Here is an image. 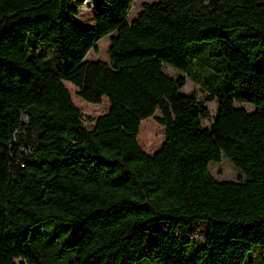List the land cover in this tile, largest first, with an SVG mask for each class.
<instances>
[{"label": "trees", "instance_id": "1", "mask_svg": "<svg viewBox=\"0 0 264 264\" xmlns=\"http://www.w3.org/2000/svg\"><path fill=\"white\" fill-rule=\"evenodd\" d=\"M102 1L86 29L73 0H0V264H264V0H156L131 23L136 0ZM114 33L110 63L87 62ZM166 65L218 101L210 127ZM66 82L91 106L109 99L93 130ZM158 111L165 143L150 157L139 140ZM224 158L243 178H214ZM159 166L177 207L155 191Z\"/></svg>", "mask_w": 264, "mask_h": 264}, {"label": "rangeland", "instance_id": "2", "mask_svg": "<svg viewBox=\"0 0 264 264\" xmlns=\"http://www.w3.org/2000/svg\"><path fill=\"white\" fill-rule=\"evenodd\" d=\"M156 0H136L132 6L131 12L129 14V22L131 23L135 20L138 15L142 12L143 6L145 4H152ZM72 7L75 8L79 17L78 20L82 27L86 29H95L96 28V15L100 11L107 10L106 5L102 0H73ZM116 36V33L111 34L101 40L96 46L97 50H93L89 53L86 61L87 62H106L110 63L111 61V40L112 37ZM210 51H207V54ZM217 62L211 61L208 64L199 65L196 68V73L203 77L207 78L211 76L214 71L216 72ZM165 73L172 77L179 78L181 76L186 77L187 86L183 89V94L185 95H193L196 94L198 99L201 102L206 103L208 108L211 111L212 118L204 121L205 127H210L214 121V118L218 112V101L215 100L213 102H208L207 98L211 96L210 91L202 86L201 84L196 83V81L187 75L182 74L180 71L175 68L166 65ZM66 86L72 94L73 100L77 107L81 110L83 114V121L87 129L93 130L96 126V121L103 115L109 113L111 109V103L108 98H104L103 103L100 107L91 106V103H86L84 99L79 97V89H77L73 84L66 82ZM236 107H244L250 113L256 111V107L251 104H242L236 103ZM161 116L160 111H158L155 117L146 120V122L142 123V127L144 130L142 132V136L140 137L139 143L143 151L149 155L150 157H155L158 154L165 143V128L158 124L156 118ZM141 127V131H142ZM135 166H146V162L135 161L133 163ZM211 173L215 179L219 181H233L237 182L241 178H243L242 172L232 163L229 159L224 158L220 163H213L211 165ZM155 181V191L157 195L160 197L162 205L165 208H174L178 206L179 203V190L178 184L176 182V177L168 172L167 174L163 172V169H160V166L153 171L152 174ZM53 228L60 227H69L66 224H51ZM158 228L168 229L166 225H160ZM207 233V225L204 223H200L193 227L192 229V239L196 242H204ZM262 250V248H259ZM258 250V251H259ZM264 252V250H263ZM259 254V253H258ZM259 255H255V260L258 261L260 258ZM20 264V261H18Z\"/></svg>", "mask_w": 264, "mask_h": 264}]
</instances>
